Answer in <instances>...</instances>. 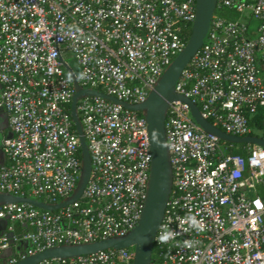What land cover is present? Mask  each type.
I'll list each match as a JSON object with an SVG mask.
<instances>
[{
    "label": "built area",
    "instance_id": "obj_1",
    "mask_svg": "<svg viewBox=\"0 0 264 264\" xmlns=\"http://www.w3.org/2000/svg\"><path fill=\"white\" fill-rule=\"evenodd\" d=\"M195 4L0 0V110L12 134L2 146L7 164L0 167V192L49 205L72 196L81 150L65 58L77 67L82 89L142 103L185 47ZM226 10L238 16L224 17ZM175 90L223 132L252 136L249 120L264 107V0H216L204 42ZM76 111L91 157L82 195L54 211L26 203L1 206L0 221L29 227L19 238L29 247L12 257L16 251L1 235L0 264L9 248L14 254L7 264H15L50 247L125 235L140 219L152 160L144 117L100 96L81 97ZM165 139L173 185L155 237L158 258L150 264H264V200L255 193L264 182V148L246 144V156L225 154L223 141L204 132L182 101L169 105ZM165 230L176 235L162 244ZM133 260L134 249L127 247L39 264Z\"/></svg>",
    "mask_w": 264,
    "mask_h": 264
},
{
    "label": "water",
    "instance_id": "obj_2",
    "mask_svg": "<svg viewBox=\"0 0 264 264\" xmlns=\"http://www.w3.org/2000/svg\"><path fill=\"white\" fill-rule=\"evenodd\" d=\"M215 7L216 0H196L195 20L192 24L191 33L185 47L165 68L162 76L155 84L154 89L142 103L129 104L100 92L82 89L78 85L71 69L66 66V69L71 73L75 88L71 103V116L78 134L81 150V173L77 187L72 196L63 203L57 205H49L32 198L19 197L7 192H0V207L8 204L26 203L37 209L54 211L80 199L91 174V157L85 143L82 124L76 111V103L83 96H100L107 101L120 104L128 110L140 113L144 117L147 124L149 145L152 155L144 207L137 225L125 235L91 243L63 244L50 247L30 256L25 255L15 264H39L44 260L70 259L110 248L118 249L127 247H133L134 249L133 264H150L155 237L161 225L173 185L172 167L169 162V152L165 139V119L169 105L172 102L182 101L186 103L191 110L194 122L204 132L215 135L221 141L230 144L258 145L264 148V138L254 135L236 137L215 127L201 116L197 105L190 98L179 95L175 90L182 71L204 42ZM7 125V114L3 111L0 113V159L3 160L5 159V155L2 151L3 142L5 139H9L12 136L10 132H8L7 135L4 134ZM153 130L158 132L159 146L153 141ZM2 223L6 224L7 222L3 220ZM3 228H0V231H3ZM9 236L11 237L12 233H10ZM28 247L29 245L27 243L23 244L24 250ZM13 254L14 251L12 248L5 250L2 254L3 264H7V258Z\"/></svg>",
    "mask_w": 264,
    "mask_h": 264
},
{
    "label": "trees",
    "instance_id": "obj_3",
    "mask_svg": "<svg viewBox=\"0 0 264 264\" xmlns=\"http://www.w3.org/2000/svg\"><path fill=\"white\" fill-rule=\"evenodd\" d=\"M222 15L224 17H235L237 14L230 13L229 10L223 11ZM238 16V15H237ZM250 23L249 26H251ZM191 25L184 29V37L186 40H188L190 33H191ZM176 58V57H175ZM174 58V59H175ZM68 66L71 68L72 73L77 72V67L75 66L72 59L69 57L65 58ZM66 71L69 73L71 77V73L66 69ZM138 115H141L140 113ZM249 125L251 128L250 135L258 136L261 138H264V107H260L256 110V113L251 116L249 120ZM261 134V136L259 135ZM222 149L225 152V154H239L242 156H246L245 146L246 144H230L226 142H222ZM81 156V153H80ZM257 195L260 196L264 200V182L259 184L257 186ZM5 228L2 231V235H5L8 238V241L10 245L13 247V249L16 251V254H14L12 257H18L19 252H22L23 246H20L19 238L29 230L28 226H25L19 222H9L6 221ZM11 227V231L8 232V228ZM12 233V236L10 237L9 234ZM157 247L154 246L153 252L151 255L150 263H153L157 261Z\"/></svg>",
    "mask_w": 264,
    "mask_h": 264
},
{
    "label": "clouds",
    "instance_id": "obj_4",
    "mask_svg": "<svg viewBox=\"0 0 264 264\" xmlns=\"http://www.w3.org/2000/svg\"><path fill=\"white\" fill-rule=\"evenodd\" d=\"M153 141L155 143H157L158 146H159L158 132L156 130H153ZM188 219L191 221V223L193 225H197L198 224V222L195 221L194 218L189 217ZM175 235H176L175 232H173L171 230H165V232L162 235L159 236L158 242L162 243V244L167 243L170 239H173L175 237ZM185 244H186V246H191V243L189 241H185Z\"/></svg>",
    "mask_w": 264,
    "mask_h": 264
},
{
    "label": "crops",
    "instance_id": "obj_5",
    "mask_svg": "<svg viewBox=\"0 0 264 264\" xmlns=\"http://www.w3.org/2000/svg\"><path fill=\"white\" fill-rule=\"evenodd\" d=\"M1 112H3V111L0 110V113H1ZM8 132H9V129H8V125H7V127H6V129H5V131H4V134L7 135ZM6 164H7V159H6V157H5L4 160H3V159H0V167L3 166V165H6ZM257 188H258V187H255V193H256V194H257ZM2 222H3V220L0 221V228H3V227L5 228V224L2 223ZM4 228H3V230H4ZM0 230H1V229H0ZM1 235H2V231H0V236H1Z\"/></svg>",
    "mask_w": 264,
    "mask_h": 264
},
{
    "label": "rangeland",
    "instance_id": "obj_6",
    "mask_svg": "<svg viewBox=\"0 0 264 264\" xmlns=\"http://www.w3.org/2000/svg\"><path fill=\"white\" fill-rule=\"evenodd\" d=\"M257 26V21H254L253 24H251V29H255ZM261 136V134H259Z\"/></svg>",
    "mask_w": 264,
    "mask_h": 264
}]
</instances>
